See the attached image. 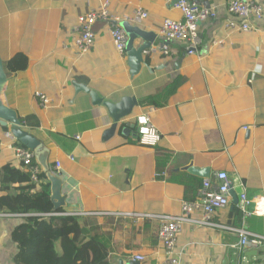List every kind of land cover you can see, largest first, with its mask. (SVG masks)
Here are the masks:
<instances>
[{"label": "crops", "instance_id": "1", "mask_svg": "<svg viewBox=\"0 0 264 264\" xmlns=\"http://www.w3.org/2000/svg\"><path fill=\"white\" fill-rule=\"evenodd\" d=\"M189 1L216 12L215 18L197 24L191 54L184 40L167 41L158 34L164 18L182 20L176 0H110V14L154 32L152 46H169L167 55L159 50L143 53L138 73L130 74L126 54L114 48L105 21L94 24L91 49L76 53L77 18L96 10L103 0H0L3 67L16 53L27 57L21 71L7 73L4 68L7 80L0 99L16 112L22 130L48 148L50 170L60 163L63 192L72 206L64 210L81 212L82 222L92 221L87 228L96 224L92 233L109 246L111 264H128L134 254L144 256L137 264H164L157 238L159 220L146 214L181 215V203L195 199L204 179L216 182L217 172L227 175L237 197L243 189L240 184L248 192L264 190V0H254L261 17L248 18V31L226 26L241 21L228 12L226 0ZM138 7L148 17L134 22ZM141 42L136 38L133 43ZM177 76L183 79L165 105L144 103L152 98L162 101ZM74 82L111 100L135 96L133 114L118 122L113 134L105 135L112 124L107 108L92 105L83 92L72 99ZM36 91L49 98L46 108L40 106ZM143 112L160 133L156 146L136 142L135 116ZM27 116L39 124H24ZM7 130L9 125L0 124V171L9 169L7 179L0 181V197L20 193L31 183L17 181L24 168L5 145ZM44 183L35 184L36 190ZM232 200L214 215L212 225L183 226L176 243L183 251L182 264H237L232 245L239 234L230 228L264 235V215L242 212L236 219L238 211L232 209L238 210V205ZM42 214L0 212V264H16L14 227L28 216ZM191 217L198 219L200 214ZM261 252L246 246L241 264H264Z\"/></svg>", "mask_w": 264, "mask_h": 264}, {"label": "built area", "instance_id": "2", "mask_svg": "<svg viewBox=\"0 0 264 264\" xmlns=\"http://www.w3.org/2000/svg\"><path fill=\"white\" fill-rule=\"evenodd\" d=\"M110 0H103L101 5L88 13H85L77 18V24L74 28L73 43L77 54L88 52L95 38L93 26L97 20L105 21L109 25V33L112 43L116 51L120 54L125 52L126 34L121 26V19L114 14H110L108 6ZM176 7L182 14V20L164 18L161 22L158 34L167 41H182L186 42V52L191 54L194 52V47L197 39V24L207 19L216 17V12L208 7L199 5L189 0H176ZM226 8L228 12L238 16L241 21L228 22L226 26L232 30L248 31L250 29L247 22L250 16L256 18L261 17V7L254 0H226ZM148 17L147 12L138 7L132 17V21L140 22ZM157 50L163 54H169L168 43L151 46L144 50V53H154ZM35 97L39 101L42 108H46L50 100L42 92L36 91ZM135 134L139 144L145 146H156L160 141V133L155 125L150 121L147 113H139L135 116ZM246 129V127H244ZM7 142L6 147L11 149L16 159L28 172L29 181L38 184L41 180L39 174L40 166L35 162L33 151L30 148L19 144L16 137L7 130L3 133ZM54 174L61 177L60 163L56 162ZM164 172H159L157 175H163ZM216 182H211L208 178L202 181V184L193 201H183L181 203V215H153L146 214V217L156 218L159 220L157 229V238L162 245L165 261L164 264H182L181 249H177L176 243L179 233L186 223H197L199 225H212L214 215L231 202L230 189L232 186L229 183L228 177L223 172L215 174ZM242 191L238 196V208L245 214L264 215V190L248 192L243 184ZM251 208V209H249ZM194 212H199L198 219L191 217ZM27 216L26 213H18ZM81 212L72 210H59L47 213L48 216H64L74 215L79 216ZM234 229L239 234V240L232 245L235 254L238 257L237 264H241L240 253L246 246H252L264 251V235L253 233L245 228H230ZM242 256V255H241ZM141 254H134L133 260H143Z\"/></svg>", "mask_w": 264, "mask_h": 264}, {"label": "trees", "instance_id": "3", "mask_svg": "<svg viewBox=\"0 0 264 264\" xmlns=\"http://www.w3.org/2000/svg\"><path fill=\"white\" fill-rule=\"evenodd\" d=\"M27 57L22 53H16L4 63L7 73L21 71L26 68ZM177 76L163 92V100L152 98L144 103L148 106H163L169 95L174 93L182 81ZM24 124L36 126L39 123L33 116L22 118ZM24 146L23 144L19 143ZM26 147V146H24ZM2 173L4 177H2ZM9 175V169L0 171V181L3 182ZM39 179L44 180L43 188L36 190L35 183H29L22 187L20 193H11L9 196L0 197L1 213H29L31 211L43 213L42 215L28 216L18 223L12 230L11 237L16 245L14 261L16 264H111L110 248L98 234H94L96 224L91 223L88 228L79 216H48L53 211V203L50 199L49 181L45 173L40 172ZM17 181H29L28 172L23 170ZM181 183H185L179 179ZM59 210H64L61 208ZM236 219L242 217V211L238 208ZM93 232V233H92Z\"/></svg>", "mask_w": 264, "mask_h": 264}, {"label": "water", "instance_id": "4", "mask_svg": "<svg viewBox=\"0 0 264 264\" xmlns=\"http://www.w3.org/2000/svg\"><path fill=\"white\" fill-rule=\"evenodd\" d=\"M121 26L124 28L127 35L125 54L127 57V64L130 74L138 73L141 68L144 57V50L149 49L153 44L154 32H146L141 30L137 26L131 25L128 21L121 22ZM141 38L142 42L138 45H134V40ZM7 80V76L3 67V62L0 57V92ZM75 93L72 99H75L76 95L83 92L89 96L90 103L92 105H103L107 108L108 113L112 119L110 128L106 131L105 135L113 134L118 122L128 118L133 114V109L137 105L135 96L123 95L117 100H111L105 98L97 90L90 88L84 83L74 82ZM0 124L3 126H10V132L16 137L19 143L23 144L27 148L33 151L35 162L40 166L42 172L45 173L48 181L50 182L49 193L50 199L53 203V210H59L61 208L72 207L71 204L66 202V194L63 192V180L54 174L48 163L49 150L44 144H42L32 134L22 130L21 122L17 118L16 112L3 104L0 99ZM230 194L233 197V204L238 203V197L236 193L230 189ZM76 207V205L74 206ZM260 259V258H259ZM138 261L130 260L128 264H137Z\"/></svg>", "mask_w": 264, "mask_h": 264}, {"label": "rangeland", "instance_id": "5", "mask_svg": "<svg viewBox=\"0 0 264 264\" xmlns=\"http://www.w3.org/2000/svg\"><path fill=\"white\" fill-rule=\"evenodd\" d=\"M259 260L261 261V262H264V251L262 250V252L260 253V256H259Z\"/></svg>", "mask_w": 264, "mask_h": 264}, {"label": "clouds", "instance_id": "6", "mask_svg": "<svg viewBox=\"0 0 264 264\" xmlns=\"http://www.w3.org/2000/svg\"><path fill=\"white\" fill-rule=\"evenodd\" d=\"M139 114V113H138ZM135 126V125H134Z\"/></svg>", "mask_w": 264, "mask_h": 264}]
</instances>
